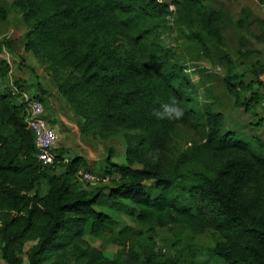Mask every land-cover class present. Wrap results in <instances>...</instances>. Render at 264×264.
Segmentation results:
<instances>
[{"label":"trees","instance_id":"16d2710c","mask_svg":"<svg viewBox=\"0 0 264 264\" xmlns=\"http://www.w3.org/2000/svg\"><path fill=\"white\" fill-rule=\"evenodd\" d=\"M173 3L171 11L156 0H12L27 27L24 50L40 59L82 119L80 132L121 135L126 163L109 159L101 179L110 184L91 190L75 178L80 169L93 174L82 158L64 164L63 152L54 150V163L42 165L22 94L31 89L45 108L46 92L17 77L8 86L9 67L0 59V259L6 264H180L157 253L152 241L143 246L142 235L121 226L113 205L137 224L216 234L204 248L207 260L198 261L201 250L191 248L190 264H264V142L223 130L221 113L192 105L187 67L164 36L170 22L185 25L186 38L208 56L229 16L223 7L206 9L203 0ZM244 23L240 18L236 28ZM192 72L202 77L205 70ZM222 82L245 111L262 104L259 90L241 99L250 86L233 69ZM173 98L184 116L158 119L154 110ZM180 125L194 126L201 139L176 154L171 139ZM87 237L118 250L107 253Z\"/></svg>","mask_w":264,"mask_h":264},{"label":"rangeland","instance_id":"374dc122","mask_svg":"<svg viewBox=\"0 0 264 264\" xmlns=\"http://www.w3.org/2000/svg\"><path fill=\"white\" fill-rule=\"evenodd\" d=\"M174 1L163 0L172 8H175V5H172ZM203 3L209 10L223 7L229 16V23L222 27V40L211 45L208 56L202 54L199 46L193 42L194 40L186 38L189 35V28L185 25H176L175 21L170 22V28L165 31L164 35L169 45L178 46L176 50L180 61L187 67L186 72L190 76L193 87L192 105L196 104L198 108L208 105L212 111L221 113L224 118L223 130H233L250 138L257 137L264 142V109L260 105L261 102L249 111H245L243 105L234 104V99L227 94L222 82L227 75V70L233 69L242 74L245 85L250 86L249 89L242 91L241 99L249 96L248 90L253 92L259 90L262 93L261 96H264V2L260 0H203ZM11 4L12 0H0V10L4 13V18H0V44L9 43V46L3 45L0 49V59L5 61L9 67L5 83L11 87L12 79L17 77L29 86H41L46 92L43 98L46 105V120L47 122L53 121L52 127L60 137L54 150L63 152L65 161L62 160V162L65 164L70 158L80 157L91 168L93 176L98 179L93 184L82 183V188L91 190L95 187L108 186L109 178L101 179L103 178L101 173L109 159L119 165L126 163L123 137L116 135L103 139L97 134L83 135L80 132L79 124L82 123V119L74 114L70 105L57 92L54 81L45 72L40 59L32 52L24 50V36L27 27L21 19V14ZM246 12H250L248 16ZM174 17L175 15L173 19ZM240 18L245 21V26L238 30L236 22ZM193 68L204 69V76L200 77L192 72ZM256 80H259V83ZM0 85H4L1 78ZM26 93L30 97L34 95L31 89ZM200 139V131L194 126L180 125L171 139L172 149L178 154L192 147ZM138 166L135 165V167ZM53 172L59 175L63 172V168L57 167ZM39 189L43 193V186ZM111 210L121 226L132 228L135 234L143 236V246L145 245L143 242L152 241L157 253L162 255L163 251L160 249H164L162 257L177 258L180 264H190L191 248L201 250L197 255V260L205 262L207 257L203 255L204 248L211 247L214 239L217 238L216 234L210 231L202 235H193L182 226L158 228L152 223L137 224L125 212L126 208L113 205ZM115 229L117 230L118 227ZM87 240L100 246L107 253H114L118 250L117 246L105 243L101 239L87 237ZM0 264L6 263L0 259Z\"/></svg>","mask_w":264,"mask_h":264},{"label":"built area","instance_id":"2783aa9c","mask_svg":"<svg viewBox=\"0 0 264 264\" xmlns=\"http://www.w3.org/2000/svg\"><path fill=\"white\" fill-rule=\"evenodd\" d=\"M156 1L159 3L163 2V0ZM169 9L174 10L172 7H169ZM22 97L24 101L27 102V117L25 119V124L34 136L37 159L42 165L50 166L55 161L53 150L60 139L59 134L47 123L45 118L46 111L42 102L31 98L27 93H23ZM261 106L264 109V99ZM75 178L79 182L85 184H93L97 181L93 174L81 169L76 172Z\"/></svg>","mask_w":264,"mask_h":264},{"label":"clouds","instance_id":"9594fccd","mask_svg":"<svg viewBox=\"0 0 264 264\" xmlns=\"http://www.w3.org/2000/svg\"><path fill=\"white\" fill-rule=\"evenodd\" d=\"M154 115L158 119L179 120L184 116V110L180 102L173 98L171 103L162 104L160 109L154 110Z\"/></svg>","mask_w":264,"mask_h":264}]
</instances>
